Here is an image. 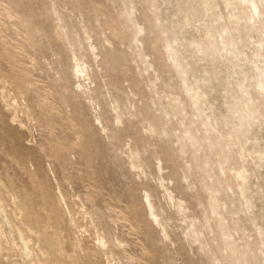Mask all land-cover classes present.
<instances>
[{
	"label": "rangeland",
	"instance_id": "1",
	"mask_svg": "<svg viewBox=\"0 0 264 264\" xmlns=\"http://www.w3.org/2000/svg\"><path fill=\"white\" fill-rule=\"evenodd\" d=\"M199 4L0 0V264L45 261L26 254L18 233L14 198L18 187L28 185L29 172L42 177L54 196L63 195L62 217L72 230L67 248L77 244L79 264H264V118L238 127L229 110L240 101L239 81L256 88L264 51L256 54L258 44L239 39L249 24L245 14L231 15L220 2L217 23ZM52 6L70 42L96 46V73L90 71L93 82H85L92 99L72 78V53ZM184 15L188 25L182 24ZM222 20L235 47L217 45L215 31V50L193 52L188 43L203 39L202 25ZM249 34L251 42L258 40L254 31ZM172 39L175 50L167 44ZM180 64L204 100L209 132L197 123ZM207 187L216 190L220 217L243 256L232 257L224 248ZM169 193L181 203L180 212ZM147 195L161 225L149 215ZM97 237L104 248L97 247Z\"/></svg>",
	"mask_w": 264,
	"mask_h": 264
},
{
	"label": "bare ground",
	"instance_id": "2",
	"mask_svg": "<svg viewBox=\"0 0 264 264\" xmlns=\"http://www.w3.org/2000/svg\"><path fill=\"white\" fill-rule=\"evenodd\" d=\"M220 2L223 4V6L225 8H228L231 10V13H230L231 15L236 16V15H240V14H245V17L244 16H242V17L246 18L247 19L246 21L249 24H248V26H246L247 27L246 33L242 34L241 32H239V37H241L239 39L246 42L247 44H252V43L258 44L256 49H255V53L256 54L257 53L262 54L260 51V47L264 51V0H200L199 9L203 14L211 12L212 16H214L213 22L218 23L222 18L221 17L222 14L221 15L219 14L220 16H218V14L216 15L215 11L218 8ZM52 5H55V4L53 3ZM188 6H189V4H188ZM51 10H52V14L55 16V19L57 22V27L59 29V32H60L62 38L65 41H67L68 45L70 46V51L72 53V61H71L72 78L76 79L79 86L82 87V95H84L85 98L92 99L93 97L88 92L91 87L86 85L85 82H86V80H89L88 84H91L93 81L91 80L90 71H92L93 75H95V73H96L92 67L96 63L98 64V55L95 52L96 46L92 42L91 43L86 42V44H84V41H82L80 39L75 40L74 43H73V41L70 42L69 35H68L67 29H66L67 27L64 24L62 16L58 13V10L56 8H54L53 6H52ZM124 12H125L127 19L130 20L133 24H135L134 19H133V14L131 11H129L128 7L125 4H124ZM183 18L184 19H182L183 20L182 24L188 25L189 24L188 16L184 15ZM27 24H29L28 20H27ZM228 25L225 24L224 21L222 23L220 22V24H218V25H209V24L206 26L202 25L203 31H204V34L202 36L203 39L193 40V41L189 40L191 42L188 43V46H191L192 47L191 49L195 53H201L206 48H210L211 50H215V47H214L215 42L217 45L220 44L223 47V49L227 48V47L234 46V44H235V40L233 39L234 36H231V34H232L231 27H229ZM241 26H243V25H241ZM135 29L136 30L134 31V33H135L134 35L136 37L138 35V32L140 29H138V28H135ZM233 29H234V31H239L238 27L233 28ZM215 31H216L215 34H217V36L220 40L215 39L216 41L214 42V44H212L210 39L214 36ZM250 31H254L256 33V35L259 36V38L256 37V39H258L257 41L251 42L249 40V38H250L249 32ZM29 32H30V36H31V35H33L34 31L30 30ZM176 34H175V36H176ZM89 39H90V37L87 35L86 40L88 41ZM204 39H206L208 41V43L204 44L203 43ZM104 40L107 41L106 39H104ZM174 41H175L174 39L167 41V44L172 49H174L172 46ZM235 52H237V51H235ZM251 60H252V58H251ZM256 68L259 70L258 71L259 78L257 79L256 84H255L256 88L253 87L252 90H249L248 86H245L243 84V81H239L236 85V88H235V90L240 93V96H241L240 101L233 104L232 106H230L229 110L231 111L233 117L235 118L236 125L238 127L244 125L245 123L252 122L254 120L260 121L261 118H264V68H261L258 66ZM231 72H233V71H231ZM179 73H180L181 78H182L181 80L184 83V92L189 97L191 104L195 107L196 115L198 116V119H199L197 122L198 125L200 127H203L202 129L204 131L209 132V131L213 130L212 124L208 121L209 116L203 115L204 108L202 107V105L204 103V100L202 99V96L197 92V90L191 88L190 85L186 82L187 79L184 77L186 72H185V70L181 64H180ZM7 105L12 106L9 103H7ZM175 107H176V109L180 108L179 106L178 107L175 106ZM118 117H119V115H117L116 118H118ZM97 119L99 120L100 123H102L100 117H97ZM103 129H106V128L103 126ZM180 145H181V151H182L184 144L181 142ZM16 148H17V146H16ZM29 153L30 152H28V154ZM22 154L24 156V152ZM27 156L29 157V155H27ZM27 156H26V158H27ZM17 159H19V158H17ZM22 160H23V158H22ZM24 161H26V159ZM15 164H16V162H15ZM17 166H19V165H17ZM27 178H28V185L18 187L17 188V194L14 198V200L16 202L15 207H17V210L20 214V224H21L22 228L21 229L19 228L21 231L18 229L19 230L18 233H19V238L21 240L24 251L27 252L26 253L27 255L35 252L37 256L40 255V256L44 257L45 258L44 264H79V261H80L79 256L77 254V251L75 250V248H76L75 246L77 244H73L70 242L69 244L71 245V249L67 248V241L69 240V231L71 229L69 230L65 227L64 220L62 217L63 216L62 207L66 204L64 202L63 195H62V198H60L59 196H57V197L54 196L55 194L53 195L49 191V189L47 188L44 179L42 177H40L36 172H29ZM246 178H247L246 176L241 177V181H242L240 184L241 194L245 193L243 182L246 180ZM221 183H222V181H221ZM207 188L209 190H211V192H210L211 213L214 214L216 219H217L216 225H217V228L219 230L220 237L223 240L224 248L230 253V255L232 257L235 256L237 253L240 254L241 256H243L245 254V250H238L237 249V247L235 245V241L230 239L231 236L226 230V226L223 223V219L220 217L221 215H220V211L218 210V197L216 195V190L212 189L211 187H207ZM12 190H14V189H12ZM12 190H11V192H12ZM168 198L171 200V203L174 205L176 210L178 212H180L181 208H182L181 203L177 202L175 200L174 196L171 195L170 193L168 194ZM146 199H147L146 202L148 205L150 217H152V220L154 222H156L158 225H161V219L158 217V214L155 211L154 205L152 204L149 195L146 196ZM69 211L71 212V210H69ZM68 214H70V213H68ZM69 222H70V220H69ZM103 237H97L98 242L95 241L97 243L98 248H104L106 245V242L103 239ZM193 241L199 242V238L196 234L193 236ZM72 242H74V241H72ZM83 245H85V244H83ZM86 246H88V245H86ZM89 246H90V244H89ZM80 247H82V246H80ZM82 253H84V252H81V254Z\"/></svg>",
	"mask_w": 264,
	"mask_h": 264
}]
</instances>
